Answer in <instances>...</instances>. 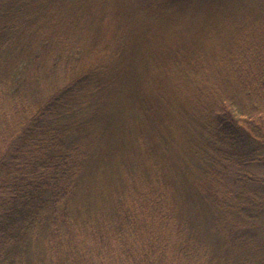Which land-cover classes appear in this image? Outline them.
Listing matches in <instances>:
<instances>
[{
	"label": "trees",
	"instance_id": "16d2710c",
	"mask_svg": "<svg viewBox=\"0 0 264 264\" xmlns=\"http://www.w3.org/2000/svg\"><path fill=\"white\" fill-rule=\"evenodd\" d=\"M0 0V264H264V0Z\"/></svg>",
	"mask_w": 264,
	"mask_h": 264
},
{
	"label": "rangeland",
	"instance_id": "374dc122",
	"mask_svg": "<svg viewBox=\"0 0 264 264\" xmlns=\"http://www.w3.org/2000/svg\"><path fill=\"white\" fill-rule=\"evenodd\" d=\"M147 0H119L121 4L128 3L127 9L129 10L130 16L138 15V10L135 6L136 3H143ZM215 0H188L177 7L173 8L170 12V19L173 25L181 26L185 28L186 34L194 33L197 29L198 22L206 13L208 8L215 3ZM262 0H249L248 7L256 5ZM260 173L264 174V170H259Z\"/></svg>",
	"mask_w": 264,
	"mask_h": 264
}]
</instances>
